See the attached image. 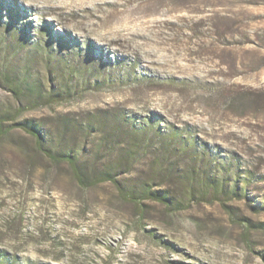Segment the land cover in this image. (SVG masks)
I'll return each instance as SVG.
<instances>
[{"label":"rangeland","instance_id":"obj_1","mask_svg":"<svg viewBox=\"0 0 264 264\" xmlns=\"http://www.w3.org/2000/svg\"><path fill=\"white\" fill-rule=\"evenodd\" d=\"M9 72L61 101L18 115ZM62 119L149 133L154 148L120 179L176 204L145 199L140 215L114 183L81 185L21 124L56 133ZM92 130L63 145L91 148ZM189 174L225 191L203 194ZM259 222L264 0H0V252L16 264H264Z\"/></svg>","mask_w":264,"mask_h":264},{"label":"trees","instance_id":"obj_2","mask_svg":"<svg viewBox=\"0 0 264 264\" xmlns=\"http://www.w3.org/2000/svg\"><path fill=\"white\" fill-rule=\"evenodd\" d=\"M6 82L11 92L19 100L18 115L24 110L34 109L37 103L52 104L59 103L63 95L54 91L47 95L36 94L33 87L27 81V78L19 77L13 72L6 74ZM63 119L56 133L52 131H44L38 123L23 121L22 126L31 133L36 140V148L41 153L46 154L54 161L66 162L72 168V171L83 186L97 185L110 181L114 183L120 194L128 201L133 202L140 215L145 213V199L157 200L167 205L176 204V197L169 190L154 189L150 181H141L140 183L128 184L120 179V176L126 174L129 167L140 159V156L147 153L155 146L154 137H150L149 133L137 136L136 124L132 122L127 131L118 132L119 128L109 129L110 124L106 122L95 127L94 121L88 123H74L73 120ZM112 124V123H111ZM117 127V126H116ZM121 127V125H118ZM90 128L94 132L100 134L99 139L91 145L83 146L81 152L74 149L72 145H63V141L74 139V135L79 131L84 135L90 134ZM71 133V134H69ZM70 140V141H71ZM163 153L170 151V146L163 144ZM175 149V148H174ZM172 150V148H171ZM118 152L119 156L113 161H108L109 156ZM164 156V155H163ZM179 173L174 168H168L165 176L168 178H176ZM187 180L197 183L203 194L212 192L219 194L225 191V185H219L214 177L204 175L197 178L192 174L184 175ZM178 178V177H177ZM237 186L232 189L235 192ZM207 191V193L205 192ZM250 226H253L249 223ZM259 226L264 223L259 222ZM17 258H13L6 253L0 252V264H16Z\"/></svg>","mask_w":264,"mask_h":264}]
</instances>
